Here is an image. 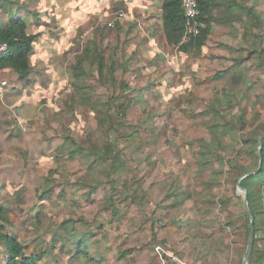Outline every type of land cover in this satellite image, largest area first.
I'll use <instances>...</instances> for the list:
<instances>
[{
	"label": "trees",
	"instance_id": "obj_1",
	"mask_svg": "<svg viewBox=\"0 0 264 264\" xmlns=\"http://www.w3.org/2000/svg\"><path fill=\"white\" fill-rule=\"evenodd\" d=\"M38 3L0 0V45H7L0 53V83L16 91L32 89L35 76L48 68L32 60L35 43L53 32L41 28ZM199 9L204 28L185 45L178 46L186 23L182 0H162L157 26L159 41L211 65L209 79L222 82L190 101L189 161L159 155L167 142L161 130L169 124L159 127L154 120L151 90L157 86L134 87L129 79L140 75L138 50L126 48L129 37L108 48L87 40L69 63L66 105L71 112L89 111V130L81 134L68 129L48 137L34 126L15 133L0 95V264H46L55 251L70 264H155L158 241L171 243L189 264H243L250 221L245 210L242 235L229 194L239 181L254 217L249 264H264V235H258L264 232V0H199ZM123 24L115 22L117 37ZM216 26L225 31L213 41ZM159 87L167 92L169 84ZM139 105L142 122L127 123V111ZM52 146L58 166L42 165ZM124 170L133 174L122 188L114 175ZM47 199L56 200L51 217L43 210ZM34 206L39 209L24 240L15 217ZM237 235L244 244L234 238L230 246Z\"/></svg>",
	"mask_w": 264,
	"mask_h": 264
},
{
	"label": "rangeland",
	"instance_id": "obj_2",
	"mask_svg": "<svg viewBox=\"0 0 264 264\" xmlns=\"http://www.w3.org/2000/svg\"><path fill=\"white\" fill-rule=\"evenodd\" d=\"M121 1L38 0V10L41 11L44 19L43 27L41 28L43 30L52 29L53 32L50 34L47 32L45 37L35 43L32 60L34 65L43 60L48 68L40 71L35 76L33 88L28 91H16L8 87L0 92L1 99L8 109L7 117L11 120V131L17 133V130L22 126H34L35 128H40L48 137H59L64 130L68 129L79 134L83 130H89L88 109L76 108L71 112V109L66 105L64 92L68 91L72 81L68 67L87 40L97 39L102 42L103 47L108 48L116 46L117 43L122 41H127V37L131 41L134 39L136 31L129 33L130 28L128 29L127 25L133 26L136 30L137 11L140 9V5L138 2L130 3V1H127L129 3H127L128 5L125 3V8L119 4ZM117 10H123L126 13L125 25L123 24L126 28L123 29L121 37H117V34L114 33L115 25L114 27L108 25L114 19ZM141 16H146V14ZM52 20L55 21L56 25L54 23L51 24ZM101 27L105 28L106 34L104 36L101 34ZM222 35L221 30L216 31L212 38L213 41L221 39ZM131 41L126 44V48L129 51L134 48L139 51L138 59L135 62L140 75L133 74L129 79L134 87H148L154 81V85L157 86L151 90L153 92L151 97L156 102L154 120H158L157 126L159 127L169 124L167 131L161 130L163 133L161 139H167V142L162 146L163 148L159 155L167 157L171 161H176L179 157L189 161L190 153L184 145L185 133L195 122V118L190 111V101H196L201 98L207 89L221 88L222 82H215L209 79L215 75L213 68H210L211 65L208 67L205 65L201 66V59L188 57L184 54L181 55V52H168L164 63L165 68L155 67L149 61V51L136 48ZM147 42H149L148 36ZM161 42L159 41V43ZM212 51V48L208 49V53ZM222 63L225 62L222 61ZM173 79H182L181 84L176 89L173 87L167 94L164 87H159V84L161 86L166 85ZM130 95L132 96L133 92ZM143 109L145 108L142 105H139V108H130L127 111L125 121L129 124H140L144 114L142 112ZM160 114L163 115L161 117L157 116ZM142 135H145V133L142 132ZM56 144L57 141H55ZM53 148L54 146H52L50 154L41 158L40 163L42 165L48 163L58 166V162L54 161L50 156L52 154L53 157L55 156ZM125 161L127 162L128 159L126 158ZM131 174L133 172L129 173L126 170L117 171L114 175L115 180L122 179L118 186L123 188L125 186L123 181L127 178L129 180ZM229 194L233 200L232 210L241 219L239 231L241 233L245 232V228L242 226L245 222L244 193L237 188L236 191L230 189ZM43 202L45 203L44 212L47 213L48 217H51L57 211L56 200L47 199ZM38 209V206L31 207L30 210L15 217L22 224L19 231L24 240H27L30 233L27 223L33 217L34 211ZM107 216L108 214L104 217L105 221ZM58 218L61 217L59 216L55 219ZM259 224L264 227V219L261 222L259 221ZM258 235H264V232ZM234 238L239 243L244 244L243 236L237 235L229 238L228 243L230 246H234L232 241ZM31 248H33V244ZM59 257L63 258V263ZM45 263L70 264L68 256L59 255L57 251Z\"/></svg>",
	"mask_w": 264,
	"mask_h": 264
},
{
	"label": "crops",
	"instance_id": "obj_3",
	"mask_svg": "<svg viewBox=\"0 0 264 264\" xmlns=\"http://www.w3.org/2000/svg\"><path fill=\"white\" fill-rule=\"evenodd\" d=\"M127 1H130V3L138 2L140 5V7H139L140 9H138V11H137L138 19H137V24H136V26H137L136 33H135L136 36L131 41V43H133V45L136 48L149 51V61L151 62V65H153L155 67H159V68H165L164 63H165V60L167 58L166 54L168 52H171V51H176V52L180 53V51L173 46L172 47L168 46L164 40H162V42L159 43V40L157 39V37L159 36V32L157 31V26L159 24V18L158 17L160 15V7L162 4V0H122L119 4L123 5L125 7V3L126 4L129 3ZM128 8H130V7H128ZM121 11H123V10H117L115 13H118ZM144 13L146 14V16L142 17L141 15H145ZM125 15H126V13H125ZM141 17H142V19L140 20ZM125 20H126V18L123 21H125ZM218 30H221V34H223L225 31L224 28L216 26L214 34ZM214 34L212 35V38L214 37ZM147 36H148L149 42H147ZM144 38H146L145 43L143 42ZM182 54L183 53H181V55ZM160 55L162 56L161 60L158 59L160 57ZM210 68H212V67H210ZM181 81H182V79H173V81L168 82L169 88L167 89V94L172 90L173 87L175 89L178 88L179 85L181 84ZM190 262H192V260ZM62 263H63V258H62Z\"/></svg>",
	"mask_w": 264,
	"mask_h": 264
},
{
	"label": "built area",
	"instance_id": "obj_4",
	"mask_svg": "<svg viewBox=\"0 0 264 264\" xmlns=\"http://www.w3.org/2000/svg\"><path fill=\"white\" fill-rule=\"evenodd\" d=\"M182 8L185 13L186 23L184 35L178 46L189 43L193 38L199 36L201 30L204 28V24L199 20V0H182ZM125 18L126 15L123 11L118 12L108 25L110 27H114L117 20H124ZM6 49V44L0 45V53L4 52ZM8 87L7 82L2 81L0 83V92L4 91ZM155 251L159 257V263L156 264H167L168 260L174 264H189L183 259L182 254L178 251V249L169 242L158 241L155 245Z\"/></svg>",
	"mask_w": 264,
	"mask_h": 264
},
{
	"label": "water",
	"instance_id": "obj_5",
	"mask_svg": "<svg viewBox=\"0 0 264 264\" xmlns=\"http://www.w3.org/2000/svg\"><path fill=\"white\" fill-rule=\"evenodd\" d=\"M262 138H263V136L259 137V141ZM259 145L261 147V144H259ZM237 186H238L237 188L244 193V198H243L244 208H245V210L247 212V216H248L249 221H250L249 241H248V244H247V247H246V250H245V254H244V257H243V260H242L243 264H249V258H250V255H251V252H252V248H253V243H254V231H255V228H254V217H253L252 211L250 210V207H249V204H248V197H247L246 190L241 187L240 181L238 182Z\"/></svg>",
	"mask_w": 264,
	"mask_h": 264
}]
</instances>
